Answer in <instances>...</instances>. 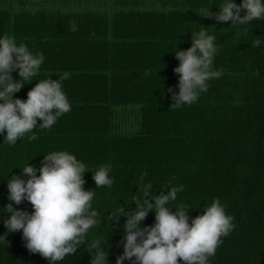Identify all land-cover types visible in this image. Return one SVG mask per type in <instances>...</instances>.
Returning a JSON list of instances; mask_svg holds the SVG:
<instances>
[{
  "label": "trees",
  "instance_id": "trees-1",
  "mask_svg": "<svg viewBox=\"0 0 264 264\" xmlns=\"http://www.w3.org/2000/svg\"><path fill=\"white\" fill-rule=\"evenodd\" d=\"M219 2L0 0V35L12 34L46 58L14 99H26L38 80L71 73L63 81L70 112L50 129L34 127L36 140L28 133L9 145L0 136V214L11 203L8 177L20 175L28 162L39 167L44 154L66 150L93 171L111 165V187L97 188L93 172L85 173L84 188L94 192L92 207L101 224L59 264H90L87 245L94 240L106 244L109 264H115L123 254L127 217L111 221L108 215L121 206L135 210L133 199L144 198L137 185L145 171L143 183L153 184V194L183 185L169 208L185 205L195 218L219 198L234 217V229L222 237L210 264H264V43L253 46L257 38L264 40V21L231 27L230 21L198 15ZM201 28L216 38L213 68L221 75L208 81L197 102L171 107L168 89L178 92L175 50L190 47L192 32ZM13 207L32 211L27 201ZM153 223L150 211L141 227ZM5 233L0 218V235ZM6 240L9 246L0 243V264H48L29 252L21 231L7 233Z\"/></svg>",
  "mask_w": 264,
  "mask_h": 264
},
{
  "label": "clouds",
  "instance_id": "clouds-1",
  "mask_svg": "<svg viewBox=\"0 0 264 264\" xmlns=\"http://www.w3.org/2000/svg\"><path fill=\"white\" fill-rule=\"evenodd\" d=\"M213 4L219 6L215 13L210 10ZM213 4L201 8L198 15L214 18L217 23L230 21L231 27L264 21V0H241L239 4L234 0H220ZM70 30L77 31L75 21L71 22ZM215 39L201 28L192 32L190 47L176 48L179 65L173 71L178 74V92L168 89L174 101L171 107L197 102L200 93L208 91V81L220 77L221 72L213 68L218 53ZM262 43L264 40L257 38L253 46L259 47ZM45 59L42 52L33 53L25 43H17L14 35H0V136L9 145H15L28 133H31L30 140H36L34 127L50 129L58 118L71 111V103L63 91V81L71 76L69 72L38 80L26 99H14V94L39 75ZM14 72L19 79L13 78ZM53 75L58 78L51 79ZM88 171L93 172L92 180L97 188L111 187L114 183L109 176L110 164L93 171L66 150L44 154L39 167L28 162L20 175L8 177L7 199L11 203L5 205L6 212L0 214L7 233L21 231L29 252L40 254L48 264H59L66 256L74 255L79 246L85 244L89 230L101 224L98 211L92 207L94 192L84 188V175ZM145 176L146 171L137 185L144 198L132 201L136 204L135 210L125 211L121 206L118 213L108 215L111 221L122 215L127 217L121 241L123 254L117 256L115 264L125 261L131 264H210L209 258L223 243L222 237H227L234 229V217L226 213L219 198H214L210 206L205 205L203 214L195 218L190 217V208L185 205L173 210L167 205L177 199L183 185L167 188L166 192L162 189L156 195L152 193L151 182L143 183ZM25 201L31 205L30 213L13 207ZM150 211L154 212V223L141 227ZM7 233L0 235V243L9 246ZM105 245L100 240L87 245L90 264H109Z\"/></svg>",
  "mask_w": 264,
  "mask_h": 264
}]
</instances>
